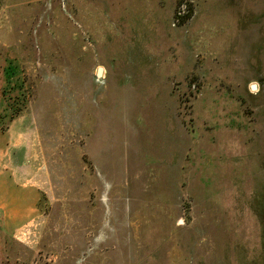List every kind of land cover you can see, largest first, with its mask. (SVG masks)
<instances>
[{
    "label": "rangeland",
    "instance_id": "1",
    "mask_svg": "<svg viewBox=\"0 0 264 264\" xmlns=\"http://www.w3.org/2000/svg\"><path fill=\"white\" fill-rule=\"evenodd\" d=\"M3 189L0 264H264V0H0Z\"/></svg>",
    "mask_w": 264,
    "mask_h": 264
},
{
    "label": "crops",
    "instance_id": "2",
    "mask_svg": "<svg viewBox=\"0 0 264 264\" xmlns=\"http://www.w3.org/2000/svg\"><path fill=\"white\" fill-rule=\"evenodd\" d=\"M7 176L6 174H4ZM7 178V177H6ZM4 189L2 192V196L0 199V217L3 220V224L9 227H13L14 229L18 230L23 225L26 224L28 216L31 214L32 210H28L29 206L28 203L32 206L35 202L33 201L34 198H19L6 194L4 195ZM73 241V236H71Z\"/></svg>",
    "mask_w": 264,
    "mask_h": 264
},
{
    "label": "water",
    "instance_id": "3",
    "mask_svg": "<svg viewBox=\"0 0 264 264\" xmlns=\"http://www.w3.org/2000/svg\"><path fill=\"white\" fill-rule=\"evenodd\" d=\"M97 72H98V76H99V74H100V69H98V71H97ZM252 86L254 87V85H252Z\"/></svg>",
    "mask_w": 264,
    "mask_h": 264
},
{
    "label": "bare ground",
    "instance_id": "4",
    "mask_svg": "<svg viewBox=\"0 0 264 264\" xmlns=\"http://www.w3.org/2000/svg\"><path fill=\"white\" fill-rule=\"evenodd\" d=\"M100 73H101V70H100ZM99 75H100V74H99ZM252 88H253L254 90L256 89V87H255V86H254V87L252 86Z\"/></svg>",
    "mask_w": 264,
    "mask_h": 264
}]
</instances>
